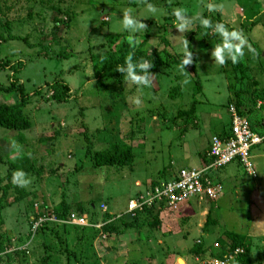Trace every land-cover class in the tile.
Masks as SVG:
<instances>
[{"label": "rangeland", "instance_id": "rangeland-1", "mask_svg": "<svg viewBox=\"0 0 264 264\" xmlns=\"http://www.w3.org/2000/svg\"><path fill=\"white\" fill-rule=\"evenodd\" d=\"M171 1L0 0V63H6L0 69V85L9 86L12 78L25 85L31 96L26 114L32 120L31 129L22 131V136L0 129V197L3 187L11 184L0 203V232L4 240L11 238V246L4 251L9 253L0 256V264H215L224 258L237 264L241 256L251 264H264V158L253 157L255 177L237 164L228 165L235 179L227 184L220 175L224 192L216 201L192 198L191 203L187 200L142 215L138 223L131 220L127 228H118L119 234L101 232L90 247L78 242L79 233L89 235L104 218L100 204L127 217L130 200L145 194L160 177L198 166L195 150L212 134L230 127L226 105L236 103L227 100L238 82L233 69L240 67L232 68L230 60L224 65L215 62L212 52L223 40L211 27L205 31L214 34L215 41L206 47L202 29L193 34L201 26L202 12L210 13L211 21L218 7L225 23L234 20L233 25L243 28L242 35L252 27L247 30L249 37L264 48V26L259 23L264 20V0ZM209 4L214 8L211 12ZM148 5L155 11L150 12ZM173 9L181 10L186 19L197 20L181 31ZM125 11L134 17L130 27L140 23L144 28L122 29ZM255 17L258 22L253 25ZM146 26L156 36L151 44L162 49L160 37L166 35L173 43L172 53H182L181 43L187 45L194 35L193 47L187 49L199 59V93H194L197 80L189 65L185 72L175 64L156 72L148 69L151 85L147 88L133 83L126 73L121 81L115 71L98 80L100 59L94 64L91 54L110 50L129 62L145 38ZM124 42L132 48L123 51ZM151 44L146 43L144 49ZM244 50L249 55L245 60L251 62L255 51ZM139 71L134 69V74ZM176 75L187 83L182 81L181 96L170 99L169 91L180 82ZM54 80L69 86L64 103L53 100L49 84ZM35 88L42 94L37 95ZM193 94L195 113L185 123L179 112L192 107ZM17 101L16 94L0 92V103ZM221 106L224 111L220 109L216 119L213 113ZM196 124L198 128L190 130ZM84 134L92 138L93 150L113 142L131 144L136 156L133 167L93 168L85 155ZM21 157L40 173L18 175L13 182V175L7 178L9 164ZM79 163L85 165L82 170H76ZM19 194L25 196L18 200ZM63 203L67 221L55 215ZM37 215L32 230L30 224ZM153 220L158 221L157 227L150 224ZM207 220L211 222L205 225ZM229 233L235 238L243 236V246L233 248L235 238Z\"/></svg>", "mask_w": 264, "mask_h": 264}, {"label": "trees", "instance_id": "trees-1", "mask_svg": "<svg viewBox=\"0 0 264 264\" xmlns=\"http://www.w3.org/2000/svg\"><path fill=\"white\" fill-rule=\"evenodd\" d=\"M165 2L167 3V1H165ZM170 3H173V2L170 0ZM128 5H130V4H128ZM202 13L203 14L200 15L202 17L208 18L211 16L210 13H209V16H207L208 12H206V11H203ZM164 18H169V17L166 15V16H164ZM195 21H193V22L195 23ZM211 22L213 25H215L216 23H222L223 24L224 20L220 17V13L216 12L215 15L211 18ZM151 23H154V22H151ZM201 29L203 32V33H201V34H203L201 41H202L203 45L206 47V46H208L206 44L212 43V40L215 41L214 40V34H212L211 32L208 33V31H205V29L201 28V26H197V29L194 31L193 34H195V35L198 34V32ZM143 33H144L145 38L141 42V46L135 48V50L132 53V57H131V63L134 65V69L140 70L138 65L140 62H143L145 60H148V62H150L152 64V67H150L148 69L149 70L154 69L153 72L160 71V68L168 67V65H172V64H175L176 66L177 65L180 66V61L183 58V52L177 53L178 51H176V52L174 51V53H172L173 52V43L171 44V41L169 40V38L166 35L160 37V40L164 44V47L162 49H159V47L151 44L153 38H155L156 36H154L152 34L151 28L149 26L145 27ZM148 42H150V44H151L150 47L148 49H144L143 46ZM193 42H194V35L190 36V41L186 45V47H188V49L190 51H191V47H193ZM123 45H124L123 51L129 50L130 48H132L131 45L128 44V42H124ZM169 47H171V49H172V51H170V52L168 51V50H170ZM145 50H149V51H145ZM117 51L120 52V48ZM90 59L93 60L94 64H95V61L97 59L98 60L100 59L99 62L101 64V66L99 67V70L97 71L98 80H101L102 78L103 79L107 78L108 74H110L111 72H114V71H115V74L117 75V77L121 80L124 73L116 71V68L118 65L126 67V65L128 63V62L124 63V60L121 57H117V53L112 52L110 50L107 51L105 54H102V55L91 54ZM191 60H192V63L184 65V72L187 71L188 65L191 67L192 71H194V75L196 76V80H197V81H195V84L193 87L194 93H199L201 91L202 87H201V80H200L201 77L198 75V72H197L199 59L195 55V52H194V54L191 53ZM240 60H241L240 62H238L237 64H233V66L234 67L235 66H241V63L244 60V56ZM123 63H124V65H122ZM5 67H6L5 62L0 63V69H4ZM148 69H147V72L149 73ZM173 69H174V66L169 68V73H171V71ZM239 70L237 69L238 72H236L237 80H242V76H241V73ZM167 72H166V74H167ZM238 73L240 76L238 75ZM175 77L177 79H179L178 81H180V82L177 85H175L174 87H172V89L169 91L168 98H170V99H174L177 96H181L182 89H183L182 88V81H185L182 79L183 77H180L179 75H176ZM240 83H242V81ZM240 83L238 81L236 83V85H239ZM246 84H247L246 82H243L241 85L245 86ZM49 85H51V88L53 90L54 102L64 103L67 101L69 86L66 83L59 81V80H54ZM26 89L27 88L25 87V85L19 84L18 80L13 79V78L11 79L9 86L4 87V86L0 85V92H7V93L9 92L10 94H16L18 96L17 103H13V104H9V103L7 104L6 102L0 103V129H7L10 131L18 132L19 136H22V133H23L22 131H28L31 129L32 120H31L30 115L26 114V107L28 104V100L30 99L31 96H30V93ZM240 90H238L236 88V90L230 94V96H229L230 101L234 100V101H236V103L230 102L229 104H227V110H229L230 105L234 106L237 109V112L239 115L248 117V121H249L252 129L255 132H257L261 135H264V127L260 126L259 123H256V122H258V119H256V121H254V118L252 116L251 117L248 116L246 114V112L244 111V109L241 108V104H242L241 101H243V98H244L243 96H246V95H244L242 93V92H245V90H243V89H240ZM35 93L37 95H41L42 90L40 88H35ZM196 101L197 100L194 99V94H193L192 105H191L192 107L189 110H184V111L179 112L180 116H184L185 123L189 122L191 120L190 116H192L195 113ZM254 110H255V108L251 109V113ZM228 113L230 116V121H232V114L230 111ZM253 121H254V123H253ZM257 126L260 127V129H262V131L258 130ZM229 130H230V127L225 129L224 132L221 134L227 133V132H229ZM212 135H214V134H212ZM83 139L87 143L85 155L90 158L91 166L93 168L100 169V168H104V167H108V168L111 167V168L123 169V168L129 167V166L133 167L136 156H135V150L131 144L113 142V143H110L108 145V147H106V148L99 149V150H93L92 147L94 146V143H93L92 138H90L88 134H84ZM195 155H197L199 158V161H198L199 165L195 166V167H191V168H197L200 166L202 160L203 161L207 160L206 159V152L204 154H201L197 150V151H195ZM1 159H2V155L0 154V160ZM232 163L233 164L237 163L238 167H242L241 164L238 162H232ZM232 163L225 165V167L232 164ZM84 166L85 165H83V163H79V165H77L76 170H78L79 168L82 170ZM223 168H221V169H223ZM181 169H185V168H181ZM221 169H219L218 171H220ZM180 170H178L177 175H178ZM17 172L29 175L32 173H35V174L40 173V170H38L35 167V165H33V163L30 162L27 158L21 157L20 159H18L16 161L10 162L9 172L7 174V178L9 180H11V176ZM161 175L163 176L165 174H161ZM177 175L169 176V177H160V175H159V177H160L159 180L153 181L151 185H156L157 183H159L158 181H168L170 179L177 177ZM214 178L217 179V176L215 175ZM218 181H219V179H218ZM10 187H11L10 183L8 185H6L5 187H3V189H2L3 194H2V197H0V203L2 200L1 198L6 196ZM23 196H25V194H19L18 200L20 198H23ZM219 198H217L216 200H218ZM207 200H210V199H207ZM63 201H64V199H63ZM100 205H104V204L102 203ZM159 205L163 206V204H154L153 206H144L142 208V210H137L134 213V215L130 218L127 215H126L127 217H125L122 215L119 216L117 214H113L110 210L103 211L105 216L102 219V221L100 222V223H102L100 228H98V227L96 228L94 226L93 230L91 231V233L89 235L79 233L78 238H77L78 242L81 246L87 245L90 247V245L93 244L95 237L98 236L101 232L106 233L107 235L119 234V232H117V231H119L118 228H120V229L127 228L129 226V222H131V220H133V221L137 220V223H138V218L140 216L149 215V213L151 211H155V209L159 210L160 208H162V207H158ZM0 207H1V205H0ZM61 207L58 208L57 213L55 214L56 218L60 221H67L69 217L67 215V208L65 206V203H63V207L62 208ZM38 216L39 215L34 217L33 221L30 224L32 230H35L34 225H35V221H37V219H38ZM141 222H143V221H139V223H141ZM210 222H211L210 220H207L205 222V225H207ZM93 223L95 224L97 222L94 221ZM1 224H2V221H0V225ZM56 224L67 225L65 223H57V222H56ZM150 224L154 225L156 227H157V225H159L157 220H153ZM49 226H51V223L43 226L42 228L44 229V228L49 227ZM230 235L233 238H235L234 235H232V234H230ZM243 239H244L243 236H237L235 238L233 248L237 247V246H243L242 245ZM10 240H11L10 237H7L6 240H4L3 236L1 235V232H0V256H2L3 253H6V254L9 253V252H4V251H7L8 248L11 246ZM193 251L199 252V249H194ZM48 259H49V257L46 258V261ZM218 260H225L226 264H229V261L227 260V258L218 259ZM237 264H251V263L247 260L246 257L241 256V259L237 262Z\"/></svg>", "mask_w": 264, "mask_h": 264}, {"label": "built area", "instance_id": "built-area-1", "mask_svg": "<svg viewBox=\"0 0 264 264\" xmlns=\"http://www.w3.org/2000/svg\"><path fill=\"white\" fill-rule=\"evenodd\" d=\"M229 111L232 114L230 130L211 136L206 151L207 160H202L197 168L181 169L177 177L158 181L159 183L151 185L145 194L130 200L128 210L132 216L144 206L154 204H163L158 206L163 208L192 198L216 200L223 194L224 186L214 176L219 169L232 162L240 163L247 174L256 176L252 150L264 141V135L255 132L248 119L239 115L234 106L231 105ZM215 264H226V261L217 259Z\"/></svg>", "mask_w": 264, "mask_h": 264}, {"label": "clouds", "instance_id": "clouds-1", "mask_svg": "<svg viewBox=\"0 0 264 264\" xmlns=\"http://www.w3.org/2000/svg\"><path fill=\"white\" fill-rule=\"evenodd\" d=\"M147 7L150 12L155 11V8H153L151 5H148ZM213 10V6L208 5V11L211 12ZM172 15L178 21L176 27L181 31L193 23L192 19L184 18L185 15L179 9H173ZM122 16V29H129V31L134 32L138 29L144 28V26L140 23H136L134 27H130L133 25L134 20V17L130 14V12L125 11ZM199 23L204 29H209L211 27L212 31L218 34L223 40L222 46H217L212 52V57L218 65H224L226 60H230L232 64H236L244 56L243 49L245 47H247L250 52L252 51L251 45L248 44L246 38L239 31H227L224 24L216 23L213 25L208 18L202 16L199 17ZM181 50L183 51V58L180 61V68L181 70H184V65L192 63L191 52L187 49L184 42L181 43ZM138 67L140 72L138 74H134V65L131 63V58H129V62L127 63L126 67L118 65L116 71L126 73L133 83L147 88L151 85L150 74L147 72V69L152 67V64L145 60L140 62ZM183 83H187V81L185 80ZM137 103H139V101H137ZM259 104L260 102L258 101L257 107H259ZM18 175H22V173L13 174V182L16 181V177ZM102 207L103 211L108 210L105 209V205H102ZM128 209L126 211L127 216L132 217L131 212H129ZM101 225L102 223L98 224L97 227L100 228Z\"/></svg>", "mask_w": 264, "mask_h": 264}, {"label": "crops", "instance_id": "crops-1", "mask_svg": "<svg viewBox=\"0 0 264 264\" xmlns=\"http://www.w3.org/2000/svg\"><path fill=\"white\" fill-rule=\"evenodd\" d=\"M209 1L212 2L213 0H209ZM256 1H258V0H256ZM262 3L264 4V2H262ZM217 8L215 9L216 10L215 12H219L220 17H221L222 16V10H217ZM263 13H264V9H263ZM245 20H247V19H245ZM260 20H261V22H259V23H262L261 25L264 26L263 18ZM233 22H234V20H230V22H226V23L224 22L223 24L225 26V29L227 30V28H230V31L236 30L242 34L243 28L238 27L236 25H233ZM257 22H258V20H256V17H255L254 21H251V23L253 25H256ZM236 28H238V29H236ZM248 29H252V27H250V28L247 27V30ZM247 30H245L247 32V34H245L243 36L246 38L249 45H252V46L254 45V49H252V51H255V54H254V56L252 55V61L247 62V60H245V59L249 55H246L245 50L243 49L244 60L242 61L241 66H238V67H240L239 71L241 73L242 80H236V81H239V83L242 81V83L246 82L247 84L245 86H242L241 85L242 83H240L239 85H236L233 89L229 90V96L232 92H234L236 90V88L238 90H240V89L245 90V92H242L246 96H243L244 98H243V101H241V103H242L241 108L244 109V111L246 112V114L248 116H250V117L252 116L254 118V121H256V119H258V122H256V123H259L260 126L264 127V115H263L264 114V48L262 49L258 45L253 43V40L249 37ZM245 48H247V47H245ZM230 63H231V61H230ZM230 65L233 66L232 63ZM232 68H234V66ZM233 72H235V75H236V72H238V71H235L233 69ZM224 77L227 80V77L226 76H224ZM227 101H230L229 97H228ZM258 101L260 102L259 107H257ZM226 104H227V102L223 103L222 105L224 106ZM226 107H227V105H226ZM254 108H255V110L252 111V113H251V109H254ZM220 109H222V111H224V108H222V106H221L220 108L216 109V112L213 113L214 114L213 116L216 119L220 118V114L222 113L219 111ZM228 112H229V110H228ZM245 117L248 119L247 116H245ZM254 121H253V123H254ZM198 126H199V124H196L194 129H190V130H195V128L196 127L198 128ZM225 129H227V128L224 127L221 131L216 132L214 134H221L224 132ZM209 140H210V138L209 139L206 138L204 140L203 147L201 146V148H199V150H198L199 153L204 154L207 151L208 145H209ZM195 151H197V150H195ZM252 153H253L254 159L255 158H264V141L262 143H260L259 145L255 146L252 150ZM236 164L237 163H235V164L232 163L230 165L235 166ZM227 167L228 166L224 167L220 171H217V173H216L217 180L219 179V181L222 183V179L224 178L223 180L226 181L227 184L232 185L234 182V179H235L234 178L235 172L232 173L233 176L231 178L232 174L229 173L230 169H227ZM220 175H221L222 179H220ZM200 201H202V200H200ZM187 203H191V200H189V202H187ZM187 203H185V205ZM105 209H107V206H105Z\"/></svg>", "mask_w": 264, "mask_h": 264}, {"label": "water", "instance_id": "water-1", "mask_svg": "<svg viewBox=\"0 0 264 264\" xmlns=\"http://www.w3.org/2000/svg\"><path fill=\"white\" fill-rule=\"evenodd\" d=\"M179 260H183L182 258L181 259H179ZM184 261V260H183Z\"/></svg>", "mask_w": 264, "mask_h": 264}, {"label": "bare ground", "instance_id": "bare-ground-1", "mask_svg": "<svg viewBox=\"0 0 264 264\" xmlns=\"http://www.w3.org/2000/svg\"><path fill=\"white\" fill-rule=\"evenodd\" d=\"M183 262V260H181Z\"/></svg>", "mask_w": 264, "mask_h": 264}]
</instances>
